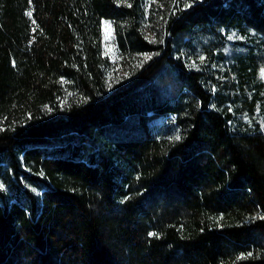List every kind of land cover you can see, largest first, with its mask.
I'll return each instance as SVG.
<instances>
[{
	"label": "trees",
	"instance_id": "obj_1",
	"mask_svg": "<svg viewBox=\"0 0 264 264\" xmlns=\"http://www.w3.org/2000/svg\"><path fill=\"white\" fill-rule=\"evenodd\" d=\"M185 1L0 0V264H264V0Z\"/></svg>",
	"mask_w": 264,
	"mask_h": 264
},
{
	"label": "rangeland",
	"instance_id": "obj_2",
	"mask_svg": "<svg viewBox=\"0 0 264 264\" xmlns=\"http://www.w3.org/2000/svg\"><path fill=\"white\" fill-rule=\"evenodd\" d=\"M189 1L190 0H186L185 2H189ZM153 27L154 26L148 25L146 29V32L150 39L154 38L153 33L155 30L153 29ZM101 32H102L101 33L102 34L101 45H102L103 55L109 57L111 63L113 64V70L108 74V83L109 85H112L114 80L126 74L127 64L125 63L127 61L125 57L119 56L116 51L111 23L108 21H103ZM229 37H232V38L230 39ZM227 39L230 42H234L236 37L233 35V33H231L227 36ZM145 57L146 55L139 57V59H144ZM262 73H264V69L260 70V76L262 79H264V75H262ZM155 122L159 123V119H157ZM260 124H261L262 131L264 133V122L262 118H260Z\"/></svg>",
	"mask_w": 264,
	"mask_h": 264
},
{
	"label": "snow or ice",
	"instance_id": "obj_3",
	"mask_svg": "<svg viewBox=\"0 0 264 264\" xmlns=\"http://www.w3.org/2000/svg\"><path fill=\"white\" fill-rule=\"evenodd\" d=\"M128 6L130 7L131 5H128ZM28 15L31 16V12H29ZM229 38L231 39L232 37H229ZM147 58H150V57H146V59H147ZM262 75H264V73H262ZM175 139L179 140L180 137L177 135V136L175 137ZM2 188H3V185H0V189H2ZM261 218L264 219V217H261ZM149 235H150V236H157V233H150Z\"/></svg>",
	"mask_w": 264,
	"mask_h": 264
}]
</instances>
